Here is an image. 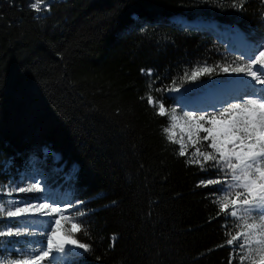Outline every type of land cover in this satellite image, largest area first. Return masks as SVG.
<instances>
[{
    "label": "trees",
    "instance_id": "trees-1",
    "mask_svg": "<svg viewBox=\"0 0 264 264\" xmlns=\"http://www.w3.org/2000/svg\"><path fill=\"white\" fill-rule=\"evenodd\" d=\"M175 17L264 40V0H53L42 14L0 0V184L36 158L53 188L83 201L76 238L91 251L77 264L242 262L239 242L227 244L239 228L219 211L221 186L201 185L218 170L180 156L168 116L148 103L169 109L173 81L230 59L210 28ZM61 165L79 170L70 184L49 170Z\"/></svg>",
    "mask_w": 264,
    "mask_h": 264
},
{
    "label": "snow or ice",
    "instance_id": "snow-or-ice-1",
    "mask_svg": "<svg viewBox=\"0 0 264 264\" xmlns=\"http://www.w3.org/2000/svg\"><path fill=\"white\" fill-rule=\"evenodd\" d=\"M41 5L47 7L45 0H33L30 7L40 12ZM237 6L243 7L242 4H233V7ZM206 27L212 30L216 28L215 25ZM260 46L264 48V42ZM248 47L251 49L252 46ZM218 73L235 76L237 79L212 81L211 84L206 85L209 89L219 88L220 85L228 86L226 94L215 103L207 106L181 105L182 115H178L174 107L167 109L163 102H158L151 95L148 96V103L157 108L159 116L169 117L170 127L165 128L164 131L170 142L180 144V156L186 155V145L183 137L179 141L176 140L175 129L179 128L182 133H186L188 141L193 145L202 140L210 141L207 147H210L213 152L197 149L194 153L197 159L189 162L201 164L203 167L201 161H213L212 166L222 172L224 177L231 175L232 183H225L220 189L225 194L219 200V211L227 213L231 208V216L237 217L244 223L243 230L237 235H232L227 244L232 245L244 237V241L237 245L240 250L247 246V255L241 257L242 262L246 259L250 260L251 264H264V87H255V85L264 86V50H260L258 55L251 51L247 55L239 53L236 60L227 61L225 58L223 64L198 66L190 72H185L181 83L195 82L201 77H212ZM251 81H255V85ZM165 90L180 92V86L173 81L172 86ZM193 91L196 89L186 88L183 93L175 97L176 101L179 103L185 100L187 95ZM209 108L212 111H209ZM200 133L206 135L201 137ZM48 156H52L54 163L59 164L61 158L58 154L45 150V159ZM38 163V159H31L24 172L19 174V180L7 182V194L13 199L0 201V216L8 218L56 216L57 218L53 221L17 219L19 227L13 229L9 223L6 228L0 230V238L43 235L46 239V245L39 240H29L30 250L27 252L13 248L11 251L16 252L17 258L15 259L6 247L8 242L0 239V251L4 253L0 255V264H42L44 261H48V264H57L58 259L64 258H71L65 259V264H77L78 258H82L84 253L91 251V245L76 238V233L82 231V221H74L70 215L65 213L68 208L76 207L77 212L84 215L86 210L79 208V204L83 201L68 200L67 207H61L58 201L27 202L14 196L17 193L49 191L48 174L37 167ZM9 166L10 162L6 161L5 168ZM64 167L61 165L59 169L53 171L63 174L64 181L70 184L76 179L79 170L73 166L68 172H64ZM221 183L222 179H208L202 181L201 185L207 187ZM237 189H243V191ZM4 191L5 185L0 184V194ZM37 199L47 201L48 197L41 196ZM5 204L8 205L7 208ZM254 216L260 218L259 222L253 219ZM249 220L252 222L249 223ZM40 223H47L48 227L33 231L32 225ZM66 225L70 226L66 227ZM253 243L257 245L255 249L251 247ZM77 250H82V252ZM59 254H63V257Z\"/></svg>",
    "mask_w": 264,
    "mask_h": 264
},
{
    "label": "rangeland",
    "instance_id": "rangeland-1",
    "mask_svg": "<svg viewBox=\"0 0 264 264\" xmlns=\"http://www.w3.org/2000/svg\"><path fill=\"white\" fill-rule=\"evenodd\" d=\"M53 0H45L46 5L48 6L49 2H51ZM33 2V0H30V4ZM47 8V7H46ZM44 5H41V11L40 12H36L37 14H42L43 11L46 9ZM177 17H175L176 19ZM171 19V18H170ZM181 19V17L178 18V20ZM172 21H176L174 20V18L171 19ZM210 25H215V23H209ZM213 33L216 35V38L218 41H220L221 43H223L224 47L227 48V50L229 51V61H233L237 59V55L239 53H244L245 55H247L249 53V51H251V53H254L256 55H258L260 50H264V48H262L260 45L262 42H264V40L260 43H257L256 45H252L251 42L247 41L244 37V35H242L240 33L239 30H237V28H235L234 26H220L215 28V30H212ZM237 33H239V36L241 37L240 40H236V35H238ZM242 35V36H241ZM244 43V46H242V44ZM249 45H251V49H249ZM258 67V66H257ZM233 79H237V77L235 76H229L228 74L225 73H218L212 77H208V76H204L201 77L198 81H187L186 84H184L183 86L180 87V92H167V94L171 95L174 97V101L171 105V108H176L177 114L178 115H182L183 114V108L181 105H201V106H207L211 103H215L214 101H212L210 99V97L207 95V92L212 91V89H209L208 87H206V85L211 84L212 81H216V82H221V81H228V80H233ZM244 79H250V78H244ZM251 83L253 85H255V81H251ZM204 86V87H201ZM223 87L226 88L227 90V85H221ZM256 88H262L264 86L262 85H255ZM186 88H192V89H196V91H193L191 93H189L187 95V97L185 98V100L180 101L179 103L176 101L175 97L179 96L181 93L184 92V90ZM226 90L224 92L223 95L226 94ZM217 98V96H215ZM209 111H212L211 108H209ZM169 118V117H168ZM167 127H170V119H169V125ZM166 127V128H167ZM176 131V140L179 141L181 139V137H183L184 143L186 145L185 151L186 154L188 155L190 160L193 159H197V157L194 155V153L196 152L197 149H199L200 151H206V152H213V150L210 147H207L208 144H210V141H201L199 143H196L195 145H193L192 143H190L188 141V137L186 133H182L180 131L179 128L175 129ZM167 134V133H166ZM204 135H206L205 133H200V136L203 137ZM180 147V144L177 143ZM202 164L204 165L205 163L208 164V166L213 167L212 165L214 164L213 161H208V162H203L201 161ZM201 166V164H198ZM37 167L44 173H46V169L45 167L43 168V166H39L37 164ZM202 167V166H201ZM215 169H217L216 167H213ZM50 171L53 172L54 168L51 167L49 168ZM218 170V169H217ZM24 170H21L19 172L23 173ZM54 173V177L59 176L60 174H57L55 172ZM218 175L220 176L217 179H222V183L219 184L221 187L220 189L224 186L225 183H232L231 181V175L229 174L227 177H224V174L222 172H220L218 170ZM13 180H19V176L17 177V179H10L9 181H13ZM48 183V188L49 191L47 192H40V193H17L14 194L15 197L27 201V202H52V201H58L60 203L61 207H67V201L68 200H72L71 197L68 195V192H66L65 188H53L50 183L47 181ZM239 191H243V189H237ZM224 192L220 191L219 196H218V201L224 196ZM21 195H26V197H23ZM41 196H47L48 200L47 201H40L37 198L41 197ZM9 199H13V197L8 196L7 194V184L5 185V191L3 194H0V201H7ZM73 201V200H72ZM8 205L5 204V208H7ZM229 214L230 217L231 216V211L232 209L230 208L229 210ZM66 215H70L72 217V219L75 221V217L77 214L76 208L72 207V208H68V211L65 213ZM239 215V212H238ZM4 219H7V221H4L1 225H0V230L6 228L8 226L9 223H11L13 229H15L16 227H19V224L15 221H17V219L19 220H34V221H53L54 219H56V216H50V217H40V216H31V217H21V218H8L6 216H0ZM236 221H237V226L239 228V231H242V225L244 223V221L239 220L237 217H233ZM253 219L256 220V222H259V217L258 216H254ZM252 221L249 220V223H251ZM54 226V225H53ZM70 225H66V227H69ZM48 225L47 223H40V224H34L32 225V230L36 231L37 229H41V228H47ZM3 241L8 242L6 244V247L8 248L9 251H11L13 248L16 249H21L24 251H29L30 250V244L28 243L29 240H39L41 241L44 245H46V239L43 235H37L35 237H28L26 235L21 236V237H4V238H0ZM244 237H241L237 242L236 245L242 243L244 241ZM71 247V246H69ZM251 247L253 249H255L257 247V245H255L254 243L251 245ZM80 251V250H77ZM3 251H0V255H3ZM54 255H56L54 253ZM238 255L240 256V259L242 256H246L247 255V246L245 247V249L243 250H238ZM11 256L12 258H17L16 256V252L15 251H11ZM60 257H63V254H59ZM27 258V257H25ZM258 258V256H257ZM65 259H70V258H64V259H58L57 264H65ZM242 261V260H241ZM42 264H48V261H44L42 262ZM241 264H251L250 260H243V262H241Z\"/></svg>",
    "mask_w": 264,
    "mask_h": 264
},
{
    "label": "bare ground",
    "instance_id": "bare-ground-1",
    "mask_svg": "<svg viewBox=\"0 0 264 264\" xmlns=\"http://www.w3.org/2000/svg\"><path fill=\"white\" fill-rule=\"evenodd\" d=\"M179 17H177L175 20H178ZM183 18L179 19V20H182ZM242 36V35H241ZM236 40H240L241 37L239 35H236ZM242 46H244V43L242 44ZM226 88L221 86L219 88H215V89H212V91L210 92H207L208 96L210 97V99L214 102H216L221 96H223L224 92H225ZM217 96V98L215 97Z\"/></svg>",
    "mask_w": 264,
    "mask_h": 264
},
{
    "label": "water",
    "instance_id": "water-1",
    "mask_svg": "<svg viewBox=\"0 0 264 264\" xmlns=\"http://www.w3.org/2000/svg\"><path fill=\"white\" fill-rule=\"evenodd\" d=\"M178 22H180L184 26L192 25V26H196V27H201V26H208V25H210L209 24L210 22L187 21L186 19H182V20H180ZM81 252H82V250H81Z\"/></svg>",
    "mask_w": 264,
    "mask_h": 264
}]
</instances>
